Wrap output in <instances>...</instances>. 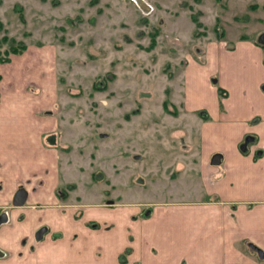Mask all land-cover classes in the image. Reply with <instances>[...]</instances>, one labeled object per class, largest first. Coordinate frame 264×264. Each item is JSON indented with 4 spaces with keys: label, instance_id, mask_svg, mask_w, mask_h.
<instances>
[{
    "label": "crops",
    "instance_id": "1",
    "mask_svg": "<svg viewBox=\"0 0 264 264\" xmlns=\"http://www.w3.org/2000/svg\"><path fill=\"white\" fill-rule=\"evenodd\" d=\"M54 51L31 48L0 63V217L7 218L0 227V264H264L258 254H264V33L231 48L208 43L202 61L187 59L176 120L195 147V197L176 193L119 205L98 199L78 206L79 215L59 209L57 196L65 169ZM219 88L227 93L222 99ZM110 165L124 161L117 157ZM18 193L25 203L15 204ZM117 226L123 241L111 257L99 246L86 247ZM79 235L85 236L83 252ZM63 243L66 260L60 259Z\"/></svg>",
    "mask_w": 264,
    "mask_h": 264
},
{
    "label": "rangeland",
    "instance_id": "2",
    "mask_svg": "<svg viewBox=\"0 0 264 264\" xmlns=\"http://www.w3.org/2000/svg\"><path fill=\"white\" fill-rule=\"evenodd\" d=\"M143 1L148 7L142 0H1V53L12 42L55 50L65 169L57 196L64 213L74 209L79 215L78 206L99 200L119 205L164 201L176 193L195 197V147L187 145L190 135L176 120L187 59L202 61L208 43L231 48L244 36L264 33V0ZM155 33L157 45L149 51ZM117 157L124 168L110 165ZM121 230L99 233L85 245L111 257L121 247ZM84 239H77L79 252L86 250ZM67 246L62 244L61 260L70 257Z\"/></svg>",
    "mask_w": 264,
    "mask_h": 264
},
{
    "label": "trees",
    "instance_id": "3",
    "mask_svg": "<svg viewBox=\"0 0 264 264\" xmlns=\"http://www.w3.org/2000/svg\"><path fill=\"white\" fill-rule=\"evenodd\" d=\"M221 0H217V2H220ZM0 5H1V0H0ZM256 8V6H255ZM21 20L24 22L23 20V16H21ZM193 21L194 23L196 24V27L197 29H200V28H203V24L201 22H199L196 18H193ZM3 24L0 22V30L3 29ZM216 32L218 31V26L215 28ZM157 33L153 34L152 35V42H151V46L148 48L149 51L153 50L156 45H157V42H156V39H157ZM196 36H199L201 35L200 32L196 31L195 33ZM225 36L224 34H221L220 35V39H223ZM248 38L247 37H242L241 40H247ZM6 41V40H5ZM27 50V46H25L24 44H18L16 45L15 42H12V45L11 47L9 48L8 51H6L5 53H1V50H0V63L1 64H7V63H10L11 61V56H14V55H21L23 54L25 51ZM2 77L0 75V81H1ZM219 95H220V98L222 99L223 97H225L227 95V93L219 88ZM164 108L167 112H169V109H168V105H167V102L164 103ZM77 218H79V216H77ZM88 227L94 229V230H97V229H100V226L97 225L96 223H89L87 225ZM55 239H58V237H55ZM131 252V250H126L125 253L121 256V262L122 263H125L126 262V258L127 256L129 255V253Z\"/></svg>",
    "mask_w": 264,
    "mask_h": 264
},
{
    "label": "water",
    "instance_id": "4",
    "mask_svg": "<svg viewBox=\"0 0 264 264\" xmlns=\"http://www.w3.org/2000/svg\"><path fill=\"white\" fill-rule=\"evenodd\" d=\"M25 203V195L23 193H18L15 198L16 203ZM7 222L5 215L0 217V227ZM259 257L264 260V254L258 250ZM0 257H4V254L0 252Z\"/></svg>",
    "mask_w": 264,
    "mask_h": 264
},
{
    "label": "flooded vegetation",
    "instance_id": "5",
    "mask_svg": "<svg viewBox=\"0 0 264 264\" xmlns=\"http://www.w3.org/2000/svg\"><path fill=\"white\" fill-rule=\"evenodd\" d=\"M143 1V0H142ZM143 3L145 4L146 7H148V5L145 3V1H143Z\"/></svg>",
    "mask_w": 264,
    "mask_h": 264
},
{
    "label": "bare ground",
    "instance_id": "6",
    "mask_svg": "<svg viewBox=\"0 0 264 264\" xmlns=\"http://www.w3.org/2000/svg\"><path fill=\"white\" fill-rule=\"evenodd\" d=\"M141 2V1H140ZM142 3H143V1H142ZM144 4V3H143ZM145 5V4H144Z\"/></svg>",
    "mask_w": 264,
    "mask_h": 264
}]
</instances>
